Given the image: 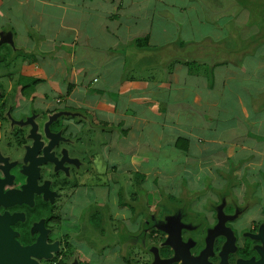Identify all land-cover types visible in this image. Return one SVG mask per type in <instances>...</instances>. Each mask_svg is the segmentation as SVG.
Instances as JSON below:
<instances>
[{"label": "crops", "instance_id": "obj_1", "mask_svg": "<svg viewBox=\"0 0 264 264\" xmlns=\"http://www.w3.org/2000/svg\"><path fill=\"white\" fill-rule=\"evenodd\" d=\"M223 1L0 0V69L63 114L98 175L242 196L264 181V6Z\"/></svg>", "mask_w": 264, "mask_h": 264}, {"label": "flooded vegetation", "instance_id": "obj_2", "mask_svg": "<svg viewBox=\"0 0 264 264\" xmlns=\"http://www.w3.org/2000/svg\"><path fill=\"white\" fill-rule=\"evenodd\" d=\"M59 112L37 108L33 83L0 69V216L20 246H54L37 263L264 264V181L184 202L198 210L142 211L129 183L98 175Z\"/></svg>", "mask_w": 264, "mask_h": 264}, {"label": "rangeland", "instance_id": "obj_3", "mask_svg": "<svg viewBox=\"0 0 264 264\" xmlns=\"http://www.w3.org/2000/svg\"><path fill=\"white\" fill-rule=\"evenodd\" d=\"M216 1H222V0H216ZM225 1V0H224ZM223 1V2H224ZM235 1V0H232V2ZM238 2H247L246 0H237ZM222 2V3H223ZM229 3V2H228ZM231 3V2H230ZM250 4H255L253 6H256V7H259L258 4L260 6H264V0H253L251 1ZM236 10H233V11H230V14L235 16L236 15ZM240 13V12H239ZM247 14H249L247 12ZM247 14L244 15V17H247ZM243 15V14H242ZM258 19L262 24H264V10H260V13L258 15ZM128 175H126L124 177L127 178ZM121 177L118 178L119 182H122L120 180ZM124 179H123V182H124ZM126 183H128V181L125 180ZM160 186V185H159ZM148 187L145 185V187H141L140 186V182L136 179V181H133L131 184L129 183V192L127 191V194L131 196V201L132 203H134L135 199L137 197H139V199L137 200V203L138 206L140 208H142V211H146V212H149V213H154V214H165V213H168L170 211H175V212H179V211H182V212H189V210H198V209H201V207H198L197 205L196 206H191V208L189 207V205H186L188 203H184V202H189L191 201V199L188 197H186L185 195H181L178 194L177 192L175 191H169L171 193L167 194L168 192L164 189V193L161 194V191L163 190V188H159V194L158 193H151L150 196H148ZM205 193H203L199 199L200 200H204L203 198H206V197H209V196H212L214 195V193H212V188H207V189H204ZM221 191V190H220ZM124 193V192H123ZM217 192H215L216 194ZM221 194V193H220ZM160 198H162V201L167 203V202H172L174 205L176 204V206L174 208H169L167 207V204H163V203H158L157 200H159ZM149 200V201H148ZM141 202V204H140ZM137 203L134 204L135 207H137ZM168 209H171V210H168ZM134 210V208H133Z\"/></svg>", "mask_w": 264, "mask_h": 264}, {"label": "water", "instance_id": "obj_4", "mask_svg": "<svg viewBox=\"0 0 264 264\" xmlns=\"http://www.w3.org/2000/svg\"><path fill=\"white\" fill-rule=\"evenodd\" d=\"M54 115H57V113H54ZM11 220L6 215L0 216V264H39L35 258L49 256L48 249L54 246L46 248L42 238L39 239L40 246L38 244L27 247L20 246L13 239L12 232L8 227Z\"/></svg>", "mask_w": 264, "mask_h": 264}, {"label": "trees", "instance_id": "obj_5", "mask_svg": "<svg viewBox=\"0 0 264 264\" xmlns=\"http://www.w3.org/2000/svg\"><path fill=\"white\" fill-rule=\"evenodd\" d=\"M161 194H162V192H161ZM158 203H165V202H163L162 201V198H160L159 200H158ZM165 204H167V207H169V208H172V207H175L176 206V204L174 205L172 202H167V203H165ZM172 206V207H171ZM168 210H171V209H168Z\"/></svg>", "mask_w": 264, "mask_h": 264}]
</instances>
